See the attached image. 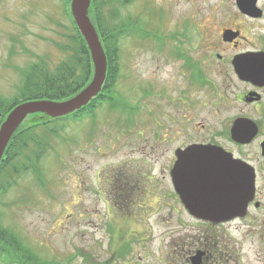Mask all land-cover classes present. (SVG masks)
Masks as SVG:
<instances>
[{"label":"rangeland","instance_id":"374dc122","mask_svg":"<svg viewBox=\"0 0 264 264\" xmlns=\"http://www.w3.org/2000/svg\"><path fill=\"white\" fill-rule=\"evenodd\" d=\"M124 3L115 7L120 17L131 18L137 34L119 44L113 90L126 109L104 103L89 117L58 124L56 136L42 137L36 171H8L0 178V184L12 180L0 192V225L44 262L165 264L173 242L186 238V210L169 172L174 152L199 137V123L211 120L208 86L218 91L223 79L211 64L215 59L209 66L203 60L216 50L217 9L230 0ZM70 28L59 0H0V96L14 97L17 71L37 57L50 66L61 61L55 43L65 44ZM198 69L205 88L190 82ZM37 133L42 136L41 129ZM188 226L193 237L202 233L199 223ZM230 226L229 236L241 244L240 263L264 264L257 235L245 228L234 235L240 224ZM106 242L114 246L106 250ZM119 246L122 253L114 255Z\"/></svg>","mask_w":264,"mask_h":264},{"label":"flooded vegetation","instance_id":"af4514ba","mask_svg":"<svg viewBox=\"0 0 264 264\" xmlns=\"http://www.w3.org/2000/svg\"><path fill=\"white\" fill-rule=\"evenodd\" d=\"M216 20V50L203 64L215 59L211 64L218 67L222 88L216 91L209 85L202 69L190 72L197 88L209 85L211 120L194 129L199 137L187 142L186 150L199 149L209 169L241 173L246 203L241 210L232 205L221 219L196 217L186 209V238L173 242L164 254L165 264H241V244L229 236L234 223L240 224L234 235L242 228L247 235H257V253L264 255V0H230L229 6L217 9ZM183 59L186 69V52ZM228 107L231 113L224 116ZM173 156L174 163L175 152ZM211 178L209 187L215 189L217 180ZM190 222L201 225L199 237L189 234ZM119 240L122 237L116 243ZM105 245L106 250L114 246ZM115 251L121 254L122 246Z\"/></svg>","mask_w":264,"mask_h":264},{"label":"trees","instance_id":"16d2710c","mask_svg":"<svg viewBox=\"0 0 264 264\" xmlns=\"http://www.w3.org/2000/svg\"><path fill=\"white\" fill-rule=\"evenodd\" d=\"M63 14L70 22L69 33L63 36L65 44L55 43L64 58L50 66L44 57H37L26 68L19 69L21 79L12 98L0 96V125L8 113L17 105L37 100L65 101L76 96L93 78V66L86 42L79 33L70 13L71 0H59ZM125 6L124 0H90L87 16L95 27L106 55L105 81L98 95L79 111L62 118L50 119L47 115L35 114L28 117L13 133L5 147L0 162V178L6 173L18 170L36 171L43 150L42 137L56 136L58 124L80 121L92 115L95 107L106 103L111 108L126 109L120 106L121 99L114 93V83L120 70L119 44L121 40L137 34L131 18L120 17L119 9ZM53 125V126H52ZM42 130L40 137L37 131ZM30 153V154H28ZM15 163L20 166L15 170ZM12 184L11 177L0 184L4 193ZM0 260L6 264H52L40 260L12 231L0 225Z\"/></svg>","mask_w":264,"mask_h":264},{"label":"water","instance_id":"95a60500","mask_svg":"<svg viewBox=\"0 0 264 264\" xmlns=\"http://www.w3.org/2000/svg\"><path fill=\"white\" fill-rule=\"evenodd\" d=\"M89 5L90 0H71L70 13L90 53L93 66L92 80L82 91L68 100L28 101L15 106L0 125V161L13 133L28 116L41 114L47 115L50 119L67 116L86 106L100 92L106 74V55L97 31L86 14ZM200 153L197 148L179 149L175 152L176 160L170 177L173 189L183 207L193 216L217 219L225 218L232 205L238 204V209H244L246 199L242 190V186L245 185L242 174H231L223 169H209L207 159L201 157ZM210 177L217 180L213 185L215 189L209 187ZM232 185L238 186L233 188Z\"/></svg>","mask_w":264,"mask_h":264}]
</instances>
